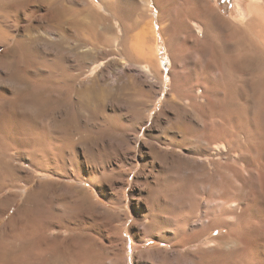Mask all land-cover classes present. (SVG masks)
I'll use <instances>...</instances> for the list:
<instances>
[{"label": "rangeland", "instance_id": "1", "mask_svg": "<svg viewBox=\"0 0 264 264\" xmlns=\"http://www.w3.org/2000/svg\"><path fill=\"white\" fill-rule=\"evenodd\" d=\"M169 1L172 0H0V20H2L0 22L8 26L11 32L29 38L26 35L27 27L30 24L40 26L37 34L42 39L35 44L32 43V47L28 48V52L33 54L36 61L33 63L46 74H50L54 78L52 82L59 79L62 73L69 76L72 74L71 77L76 81L71 94L59 87L53 90L42 87L39 90L38 97H41L42 101L39 113L44 115L41 126L43 131L51 136L64 131L85 132L81 149L83 152L86 151L88 164L86 168L84 166L82 168L83 176L96 182V186L90 184V187L94 193H97L96 199L103 206L92 207L84 224V230L81 229L79 222L73 224L77 229L68 230L59 220H54L50 237L53 235L52 238L58 237L59 242L67 233H72L78 241L82 232L87 234L88 249L86 256L80 258L82 262L78 261L79 257L74 256L73 262H66L60 258L59 264H198V259L201 260V257L206 261H214L221 256L219 246L221 241L215 240V237L223 235L225 232L223 229H214L208 234L201 235L196 241L186 237V241L188 239L189 241L188 243L185 241V246L171 247L168 239L179 231L181 234L185 232L187 234L199 226L196 218L189 223L186 231L181 229L186 219L192 217L199 207L205 208L207 197L201 198L204 189L200 190L201 186L195 181L197 178L182 176L183 178L174 179L173 175V178L171 175L161 177L160 175L164 174L163 166L157 163L153 167L144 163V159L150 158L149 154L146 157L145 153L158 150L152 146V143L164 149L161 153L155 152L158 157L166 153L172 154L173 149L189 154L188 149L171 144L163 133L164 128L156 119L164 113L167 116L178 114L182 116L183 111L178 110L174 102L178 100L174 98V83L184 90L192 86L191 88L200 94L204 89V84L202 85V81L200 83L192 70V67H195L196 55L189 47L191 44L189 33L181 29L174 34L169 30L173 18L169 10ZM207 1L226 20L238 24L252 18L248 6L254 0ZM79 10L84 12L89 25L87 39L88 50L91 53L81 68L78 66L76 53L84 49L78 50L76 37L69 35L64 38L57 31L47 32L44 28L46 18L52 23L51 17L71 18L76 12H80ZM144 29L151 31L153 57L159 64L160 73L153 72V76H148L144 72V67L148 65L140 58L134 47L139 33ZM225 41L226 38L219 41L220 48L222 45L225 46ZM180 43L184 50L182 56L175 51L176 44ZM3 50L4 45L0 44V53ZM259 54L247 56L244 59L246 68L235 73L230 82H225L220 78V72H215L214 78L216 80L219 78V82L226 85V87L220 85L222 88L220 94L226 95L224 105L237 107L240 111L243 109L242 114L246 119L243 117L244 122L240 126L236 125L235 121V126L231 124L232 132L236 131L234 134H237L233 139L231 138V142L234 143H230L231 150H228L230 148L227 144L218 143L214 144L212 154L200 157L205 160L204 164L209 158L219 162L220 169L216 179H232L236 186L242 184L239 179H253L256 182L252 181L255 186L251 182L252 188L250 181L245 183L248 189L251 188V191L246 192L248 190L246 189V193L243 194L249 214L256 213L259 204L257 199L264 195L262 193L264 192V55ZM230 65H232L230 62H225L221 65V70L229 68ZM237 75L242 78H238ZM181 102L187 103V100L184 98ZM211 105L213 108L218 106L217 99H214ZM136 106L144 110L143 114L146 117L142 120L140 118L134 120L136 125H132L141 130L139 143L137 148L127 149L128 146L124 144L122 138L123 134L119 136L115 133L117 130H112V127L116 125L112 126L111 122L115 120L113 121L115 124L116 120L124 119L125 122L122 120L124 123L131 124ZM25 112L26 109L19 110L18 116ZM34 113L33 111L29 116H33ZM112 113L115 119L109 116L113 115ZM119 113L122 114L118 115ZM115 127L113 129H116ZM235 140L240 141L234 142ZM100 152L102 154L99 155ZM171 158L172 156L169 160ZM226 161L230 162L228 168ZM175 163L190 165L184 160ZM23 164L30 169L28 162L23 161ZM168 166L172 167V165ZM57 169L54 171L43 167L34 168L36 175L34 179L27 172H21L18 179H24L23 184L30 183L28 187L36 185V182L43 179H52L55 188H61L59 191L63 193L69 192L67 188L71 183L74 185L75 176L69 171ZM152 169H156L155 172L151 173ZM146 174L149 175L148 179ZM202 178L206 179L207 176L204 175ZM8 190H15V187H10ZM5 193V191L0 193V199ZM254 197L256 200L253 199ZM256 201L258 204L255 203ZM216 203L213 201L210 205L214 206ZM18 205L19 201L7 216L12 214ZM76 208L77 206L69 210L70 217L79 218L81 211L78 212L79 208ZM231 218L229 219L232 220ZM4 221L5 218L0 222V226ZM239 227L237 233L241 234L245 226L244 229L242 224ZM195 256L198 259H195Z\"/></svg>", "mask_w": 264, "mask_h": 264}, {"label": "bare ground", "instance_id": "2", "mask_svg": "<svg viewBox=\"0 0 264 264\" xmlns=\"http://www.w3.org/2000/svg\"><path fill=\"white\" fill-rule=\"evenodd\" d=\"M172 1H169V10L171 17H173L169 30L174 34L181 31V29L189 33L191 42L189 47L196 55L195 67H192V70H194V75L200 83L202 81V85L204 84V89L200 94L196 93L191 85V87L188 86L189 88L184 90V88L181 89L180 86L174 83V98L178 99L174 102H176L177 109L183 111L182 116L180 117L179 114L167 116L164 113L156 119L158 124L164 128L163 133L171 144L188 149L189 154H183L173 149L172 154L166 153L158 157L156 154L161 153L164 149L152 143V146L158 150L145 153L146 157L149 154L150 158L144 159V163L153 167L157 163L163 166L164 174L160 175L161 177L171 175V178H173V175L174 179H180L182 176L197 178L195 181L201 186L200 190L204 189L201 198L206 196L207 203L204 206L205 208L199 207L192 217L186 219L181 229L186 231L189 223L196 218L198 219V227L193 228L190 232L188 231L187 234L186 232L181 234L179 231V234L177 233L168 240L172 248H178L185 246L184 244L188 243L189 239L196 241L201 235L208 234L214 229H223L224 234L215 237V240L221 241L219 243L220 258L214 261H206L204 257L199 260L195 256V259H198V264H264V195L263 197L258 196L260 197V199H257L259 204L257 201L255 202L258 204L256 213L249 214L243 194L251 191L252 181L254 180L239 179L242 184L236 186L232 179H216L220 169L219 162L209 158L204 164L205 160L200 158L203 155L209 156V154H212L214 144L225 143L230 148L228 150H231L230 146L233 143L231 138L233 139L234 135H237L234 134L236 131L232 132L231 124L234 125L235 121V124L240 126L244 122L242 120L246 119L245 115L242 114L243 109L240 111L237 107L224 105L226 95H224L225 93L220 94L222 90L220 85L224 87L226 85L220 83L219 78L215 76L217 82L214 75L215 72H220V78L225 82H230L235 73L246 68L244 59L247 56L257 53L264 55V0H254L250 3L248 11L252 14V18L247 22H239L238 24L224 19L209 5L207 0ZM51 18L53 19L51 20L52 23L47 21V18L46 20L43 19L46 22L45 30L47 32L57 31L64 38L69 37V35L75 36L78 40V50L84 49L76 53L79 60L78 66L79 68L83 67L86 59L91 54L88 50L89 41L87 39L89 25L84 12L82 10L76 12V15L74 14V17L71 18ZM193 23L197 24L194 25ZM39 27V25L30 24L27 27L26 34L29 38H26L25 35L20 36L19 33L11 32L8 26L0 22V44L4 45V50L0 53V193L6 192L0 199V222L5 218L0 226V264H59L60 258L66 262H73L74 256L79 257V260L76 259L82 262L80 258L83 259L86 256L85 253L88 249L86 244L87 234L82 232L80 241H78L75 240L72 233H67V235H63L64 237L59 242L58 237L52 238L54 235L50 237L51 225L57 219L68 230H71L77 229L73 224L79 222L81 223V229L84 230V224L92 207L103 206L96 199L97 193H94L90 187V184L96 186V182L83 176L82 168L83 166L86 168V164H88L86 151L83 152L81 149L84 140L83 133L85 132L77 130L68 133L64 131L61 134L51 136L45 133L41 126L44 115L39 113L42 103L41 97H38L39 90L42 87L50 90L59 87L71 94L76 86V81L71 77L72 74L69 76L62 73L59 79L52 82L54 78L33 63L35 61L34 56L28 52V48L32 47V43L35 44L42 39L37 34ZM70 30L72 32H69ZM150 32L149 29L141 30L134 47L140 58L148 65V67H144V72L148 76H153V72L159 74L160 71L159 64L153 57V43ZM223 38H226L227 41H225L226 44L224 42L225 46L222 45L220 48L219 41ZM181 43L176 44L175 51L182 56L184 50ZM26 55H28V59ZM227 61L232 65L229 68H222V71L221 65H224ZM237 76L242 78L239 75ZM182 98H185L187 103L181 102ZM205 99L207 100L205 101ZM214 99L218 101V106L215 105V108L211 105ZM215 103L217 104V102H213V104ZM21 109H26V112L18 116V111ZM33 111L35 112L34 115L29 116ZM133 111L132 113H134ZM114 113H116L115 109ZM143 113L144 110L136 106L131 124H128L129 122L124 123V119H121V121L116 120L115 124L113 122L115 120L111 122V124L113 123L112 126L116 125V127L113 126L116 129L111 126L112 130H117L114 132L119 136L123 134L122 138L125 141L124 144L128 146L127 149L138 147L141 130L139 131L133 125H136L134 124L136 118L142 120L146 117ZM217 115H219L218 118ZM109 116L115 119V117L113 118L114 114ZM116 117L118 119V116ZM243 117L245 118L243 119ZM146 120L148 119L146 118ZM54 131L58 132L57 130ZM101 152L99 155L102 154ZM170 156H172L171 160H169ZM146 157L144 156V158ZM178 160L187 161L190 165L188 163L176 164L175 162ZM23 161L29 163L30 169L23 164ZM225 164L227 168L230 166V162L226 161ZM168 165H172V167ZM41 167L46 170L53 169L55 171L59 168L69 171L75 176L77 183H73L74 185L71 183V186L68 185L67 190L69 192L64 190L66 192L63 193V191H59L61 188L54 187L52 179H43L31 187H28L30 184L28 182L23 184L24 179H18L21 172H27L34 179L36 175L33 169H40ZM154 170L152 169L151 173ZM204 175L207 176L206 179L202 178ZM148 176L146 174V179H148ZM199 177L202 179H198ZM249 181L252 182L250 189L245 184ZM10 187H15V190H8ZM246 189L248 190L246 191ZM262 193L264 194V192ZM253 199L256 200V197ZM18 201V207L12 214L7 216ZM213 201L217 203L211 206L210 204ZM75 206L79 208L78 212L81 211L79 218L70 217V209ZM249 210L251 211V209ZM241 224L242 229H244V226L245 229H241L243 232L239 234L237 231L240 229ZM186 237L189 238L188 241H186Z\"/></svg>", "mask_w": 264, "mask_h": 264}]
</instances>
